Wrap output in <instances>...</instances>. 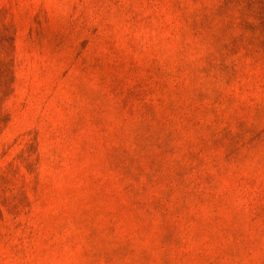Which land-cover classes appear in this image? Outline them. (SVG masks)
I'll return each instance as SVG.
<instances>
[{"label": "rangeland", "instance_id": "1", "mask_svg": "<svg viewBox=\"0 0 264 264\" xmlns=\"http://www.w3.org/2000/svg\"><path fill=\"white\" fill-rule=\"evenodd\" d=\"M0 264H264V0H0Z\"/></svg>", "mask_w": 264, "mask_h": 264}]
</instances>
